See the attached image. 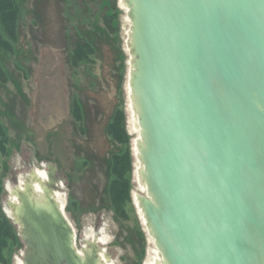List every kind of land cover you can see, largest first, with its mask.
I'll list each match as a JSON object with an SVG mask.
<instances>
[{
  "label": "water",
  "instance_id": "1",
  "mask_svg": "<svg viewBox=\"0 0 264 264\" xmlns=\"http://www.w3.org/2000/svg\"><path fill=\"white\" fill-rule=\"evenodd\" d=\"M124 1L138 200L163 264H264V0ZM48 176L9 204L24 264H107L77 249Z\"/></svg>",
  "mask_w": 264,
  "mask_h": 264
},
{
  "label": "rangeland",
  "instance_id": "2",
  "mask_svg": "<svg viewBox=\"0 0 264 264\" xmlns=\"http://www.w3.org/2000/svg\"><path fill=\"white\" fill-rule=\"evenodd\" d=\"M122 3L24 0L14 52L0 49L7 74L6 82L0 80V120L9 136L8 153L0 156V198L18 237L4 264H24L25 244L9 217L11 191L33 184L40 171H53L57 179L59 188L49 192L60 193L78 250L96 243L107 264H155L160 258L137 199L147 192L131 96L130 23ZM81 38L93 53L76 62ZM119 110L122 141L110 126ZM114 167L129 181L120 210L110 192Z\"/></svg>",
  "mask_w": 264,
  "mask_h": 264
},
{
  "label": "trees",
  "instance_id": "3",
  "mask_svg": "<svg viewBox=\"0 0 264 264\" xmlns=\"http://www.w3.org/2000/svg\"><path fill=\"white\" fill-rule=\"evenodd\" d=\"M23 1L24 0H0V49L7 52H14L12 43L16 41L18 37ZM114 18H116V16ZM91 53H93L91 44L86 41L85 38H81V41H78L74 48L73 60L76 62L84 61ZM1 63L0 60V80L6 82L7 74ZM123 118L124 115L122 111L119 110L114 121L110 124V126H112V133L120 141L123 140V135L125 134V128L122 125ZM8 143V133L5 125L0 120V156L8 153ZM113 172L116 176V180L113 182L110 192L117 209L120 210L129 197V195H126L129 189V181L123 177L124 173L121 168L116 169L114 167ZM17 239L15 227L5 214L0 198V264H4L6 261L5 252L9 244L12 241H17Z\"/></svg>",
  "mask_w": 264,
  "mask_h": 264
},
{
  "label": "bare ground",
  "instance_id": "4",
  "mask_svg": "<svg viewBox=\"0 0 264 264\" xmlns=\"http://www.w3.org/2000/svg\"><path fill=\"white\" fill-rule=\"evenodd\" d=\"M122 4H123V7L125 8V10L127 11V7H126V4H125V1L124 0H122ZM127 21L129 22V23H131L130 22V20H129V18H127ZM131 96H133L132 94H131ZM132 99H133V97H132ZM133 101H134V99H133ZM128 109V108H127ZM136 117H137V121H136V123H137V127H138V130H139V133H141V129H140V126H139V124H138V111H137V109H136ZM141 170H142V165H141V168H140V178H141ZM41 176H44V177H46L47 175H48V172H45V171H40V172H38ZM141 180H142V184H143V187H144V192H147V188H146V183H145V180L144 179H142L141 178ZM43 186V185H42ZM37 187H41L40 186V184H37ZM44 188V187H43ZM12 193H11V196H12V199H14V201L16 202L17 201V196L16 195H14V190L13 191H11ZM57 194V199L59 200V202L63 205L64 204V202L62 201V199H61V195H60V193L59 192H57L56 193ZM136 196H138V194L136 195ZM138 199V198H137ZM138 201V200H137ZM141 208V207H140ZM10 213H12V212H10ZM143 213V212H142ZM103 241V240H102ZM86 248H87V246H86ZM102 256H103V259H105L106 260V257H107V255H105L104 254V252L102 253ZM159 257L160 258H158L157 260H156V262H155V264H163L164 263V259L161 257V255H160V253H159ZM20 264H23L22 263V261L20 262Z\"/></svg>",
  "mask_w": 264,
  "mask_h": 264
}]
</instances>
